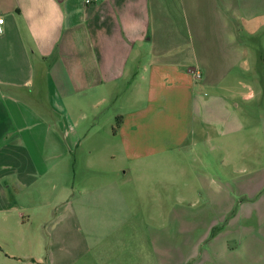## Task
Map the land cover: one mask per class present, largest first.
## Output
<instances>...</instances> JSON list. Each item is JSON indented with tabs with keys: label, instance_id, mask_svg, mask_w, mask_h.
I'll list each match as a JSON object with an SVG mask.
<instances>
[{
	"label": "crops",
	"instance_id": "0c3cea01",
	"mask_svg": "<svg viewBox=\"0 0 264 264\" xmlns=\"http://www.w3.org/2000/svg\"><path fill=\"white\" fill-rule=\"evenodd\" d=\"M57 4L62 26L33 41L29 28L38 32L34 21L52 18L53 6L41 0L34 16L35 0H0V264H264V231L247 223L253 212L246 203L233 212L228 183L206 172L181 169L165 216L135 209L146 205L141 163L175 150L201 159L211 125L202 89L248 64L245 39L264 37V0ZM129 76L142 103L117 111L112 135L93 126L78 134ZM83 140L76 182L68 159Z\"/></svg>",
	"mask_w": 264,
	"mask_h": 264
},
{
	"label": "rangeland",
	"instance_id": "374dc122",
	"mask_svg": "<svg viewBox=\"0 0 264 264\" xmlns=\"http://www.w3.org/2000/svg\"><path fill=\"white\" fill-rule=\"evenodd\" d=\"M245 44L248 57H244L248 64L243 69L236 66L229 78L216 79L202 89L206 94L204 98L210 103L203 110L210 117L211 125L206 126L209 142L200 141L196 149L201 159L186 158L175 150L156 154L145 164H140V167H147L148 173L143 176L145 181L139 182L137 191L139 198L146 203L135 208L141 216L146 217L147 213L153 212L154 218H159L161 210L164 216L172 211L179 194L180 171L188 169L190 172H206L217 181L228 183L234 200L233 212L240 211V206L246 203L249 211L253 212L247 223L258 225L264 231V37L245 39ZM134 80L129 76L113 88L106 101L91 111L93 115L89 121L86 124L85 119L79 122L76 127L78 134L85 135V129L93 126L102 135H112L119 119L117 111L132 109L145 97L139 91L140 87L139 90L135 87L130 90ZM249 90L253 94L249 99H243ZM226 105H231L232 110ZM77 116L74 115V119ZM81 145L83 148L75 150L68 159L76 182L85 170L84 140ZM242 186L248 191L242 193ZM162 197L166 203L163 207L160 206ZM45 241L43 239L41 248L43 257Z\"/></svg>",
	"mask_w": 264,
	"mask_h": 264
},
{
	"label": "clouds",
	"instance_id": "9594fccd",
	"mask_svg": "<svg viewBox=\"0 0 264 264\" xmlns=\"http://www.w3.org/2000/svg\"><path fill=\"white\" fill-rule=\"evenodd\" d=\"M35 3L36 8L33 11L34 16L41 7V0H35ZM47 3L53 6L55 9V14L52 16V18H49V15L37 17V19L34 21V26L38 28L39 31L35 32L31 27L29 28V34L33 41H35L37 38L49 40L52 39L63 24L64 14L57 4V0H47Z\"/></svg>",
	"mask_w": 264,
	"mask_h": 264
},
{
	"label": "built area",
	"instance_id": "2783aa9c",
	"mask_svg": "<svg viewBox=\"0 0 264 264\" xmlns=\"http://www.w3.org/2000/svg\"><path fill=\"white\" fill-rule=\"evenodd\" d=\"M87 1H89V0H87ZM0 21H4V18H3V16L0 14ZM1 24H3V23H0V25ZM2 31V28L0 27V32ZM187 70L189 71V72H191V73H193V75L195 76V78H200V76H201V73H200V71L198 70V69H196L194 66H188L187 67Z\"/></svg>",
	"mask_w": 264,
	"mask_h": 264
},
{
	"label": "trees",
	"instance_id": "16d2710c",
	"mask_svg": "<svg viewBox=\"0 0 264 264\" xmlns=\"http://www.w3.org/2000/svg\"><path fill=\"white\" fill-rule=\"evenodd\" d=\"M118 124H119V123H118V121H117V123H116V127L118 126Z\"/></svg>",
	"mask_w": 264,
	"mask_h": 264
},
{
	"label": "snow or ice",
	"instance_id": "6c2138e0",
	"mask_svg": "<svg viewBox=\"0 0 264 264\" xmlns=\"http://www.w3.org/2000/svg\"><path fill=\"white\" fill-rule=\"evenodd\" d=\"M0 23H3L2 21H0Z\"/></svg>",
	"mask_w": 264,
	"mask_h": 264
}]
</instances>
